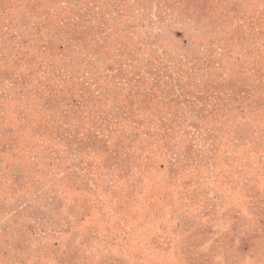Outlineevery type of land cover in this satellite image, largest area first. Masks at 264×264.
<instances>
[{
	"label": "rangeland",
	"instance_id": "obj_1",
	"mask_svg": "<svg viewBox=\"0 0 264 264\" xmlns=\"http://www.w3.org/2000/svg\"><path fill=\"white\" fill-rule=\"evenodd\" d=\"M0 264H264V0H0Z\"/></svg>",
	"mask_w": 264,
	"mask_h": 264
}]
</instances>
